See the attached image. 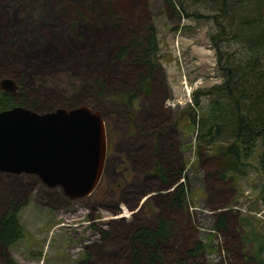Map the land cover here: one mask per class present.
Segmentation results:
<instances>
[{
	"label": "rangeland",
	"instance_id": "obj_1",
	"mask_svg": "<svg viewBox=\"0 0 264 264\" xmlns=\"http://www.w3.org/2000/svg\"><path fill=\"white\" fill-rule=\"evenodd\" d=\"M185 2L189 11L212 13L211 3ZM210 20L179 16L164 0H0L2 79L12 80L14 94L29 96L38 109L99 111L108 141L102 178L86 197L69 198L34 174L0 172V216L18 209L24 227L16 243H0V264L8 258L17 264H130L133 234L155 228L157 216L172 226L159 242L165 264H259L264 178L256 158L243 176L223 177L222 158L199 146L191 123L194 92L224 82L227 58L240 60L244 44L237 37L222 41L230 54L219 63ZM148 26L159 41L160 65L152 74L138 57L148 45ZM124 46L126 56L116 58ZM141 74L151 75L150 92L132 102L116 95L133 92ZM96 78L106 81L103 93ZM201 100L202 113L208 99ZM158 165L168 169L167 183L156 174ZM183 184L187 204L172 205ZM220 215L227 218L222 227ZM200 242L205 249L191 253Z\"/></svg>",
	"mask_w": 264,
	"mask_h": 264
},
{
	"label": "trees",
	"instance_id": "obj_2",
	"mask_svg": "<svg viewBox=\"0 0 264 264\" xmlns=\"http://www.w3.org/2000/svg\"><path fill=\"white\" fill-rule=\"evenodd\" d=\"M164 1L166 8L172 9L179 16L198 20L206 18L207 21L211 19L215 30L209 37L217 52L219 63L225 54V57L230 54L228 50L227 52L223 50L222 41H235L236 37L244 41L241 59L238 61L234 58L231 59V55L227 58L228 71L225 70L224 82L194 92V106L197 108L191 116V123L197 131L196 140L199 142V146L208 148L222 158L223 177L227 174L243 176L250 167V161L256 158L264 178V9L262 7L264 0L236 2L238 4L233 0H192L194 5L211 3L212 13L209 14L203 13L199 9L189 11L187 9L189 4L185 2L186 0ZM240 11L243 13L241 17L238 15ZM236 17L237 19H235ZM238 18H245V20L238 24ZM146 30L145 40L148 41V45L145 49L139 47L138 57L140 60L144 58L143 61L152 74L160 65L158 60L159 41L154 26H148ZM136 31L133 29L131 32L134 38H137ZM240 34H243L245 38L243 39V35L240 36ZM110 39L111 34L104 38L107 42ZM127 52V46L122 47L116 58L125 57ZM1 79L2 65L0 61ZM150 82L151 75L141 74L139 81L135 83L133 92H118L116 95L132 102L138 94L151 91ZM94 83L95 87L101 89L100 93H103L106 81L96 78ZM202 97L208 99V102L206 106H203L205 110L201 113L199 108L202 106ZM17 105L26 106L39 112L55 109H38L37 102L31 101L29 96L19 97L17 94L0 89V112ZM75 107L77 105H69L67 109ZM167 170L161 165H158L156 169V174L163 183L168 182ZM187 192L184 184L177 185L176 192L171 197V204L179 207L185 206ZM157 218L158 222L155 228L144 227L133 234V255L130 264H165L159 242L168 239L172 226L170 227L171 222L166 218L160 216ZM226 220L224 215H220L218 225L220 227L226 225ZM23 236L24 227L20 222L18 209L10 207L0 216V243L8 248ZM137 245L141 248H138ZM204 249L205 243L200 242L191 253L196 254ZM263 250L264 244L260 243L257 254L254 256L259 264H264V259L260 256ZM88 256L89 254H87ZM8 262L17 264L10 258H8Z\"/></svg>",
	"mask_w": 264,
	"mask_h": 264
},
{
	"label": "water",
	"instance_id": "obj_3",
	"mask_svg": "<svg viewBox=\"0 0 264 264\" xmlns=\"http://www.w3.org/2000/svg\"><path fill=\"white\" fill-rule=\"evenodd\" d=\"M0 89L17 92L10 79H1ZM107 148L103 117L88 106L37 112L17 105L0 112V172L34 174L69 198L93 193Z\"/></svg>",
	"mask_w": 264,
	"mask_h": 264
}]
</instances>
